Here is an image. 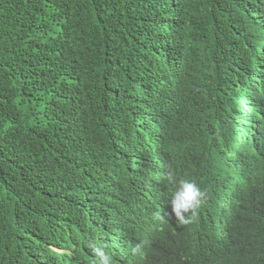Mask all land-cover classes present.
Returning <instances> with one entry per match:
<instances>
[{
    "label": "trees",
    "instance_id": "1",
    "mask_svg": "<svg viewBox=\"0 0 264 264\" xmlns=\"http://www.w3.org/2000/svg\"><path fill=\"white\" fill-rule=\"evenodd\" d=\"M251 43L264 50V0H0V264H34L39 239L54 226L74 237L67 264H94L91 240L115 264H264V147L244 154L242 187L224 188V222L208 197L192 224L171 221L154 240L159 204L141 207L137 190L108 212L95 195L75 202L82 191L67 184L64 168L120 147L122 186L136 184L140 167L164 174L163 150L176 172L190 103L198 116L183 154L218 140L230 151L229 95L262 57L256 48L253 59ZM261 64L255 79L264 92ZM251 138H264V115Z\"/></svg>",
    "mask_w": 264,
    "mask_h": 264
},
{
    "label": "clouds",
    "instance_id": "2",
    "mask_svg": "<svg viewBox=\"0 0 264 264\" xmlns=\"http://www.w3.org/2000/svg\"><path fill=\"white\" fill-rule=\"evenodd\" d=\"M259 34L261 35V33ZM250 45L253 59L256 60L258 57L256 48L261 51L262 57H260V62L250 60L251 72L242 76V82L236 83L232 95H229L230 108L226 113L225 122L226 125H230V151L227 149L225 152L220 148L222 140L216 141L215 145L206 142L199 144L194 155L203 161L202 165L195 163L193 154L188 157L183 154L181 147L191 139L194 129L193 118L198 116L193 114V104L190 103L188 113L191 127L187 126L183 133H177L176 172L170 167L171 163L167 159V153L163 150L168 164V170L164 174L140 167L134 174L137 179L136 184L122 186L120 180L124 173V165L119 160L118 155H122L124 150L118 147L115 154L104 158H96L91 162L80 165H64L67 184L82 191L75 202L86 194L95 195L104 200L106 212H108L109 208L122 199L125 192L137 190L139 191L137 200L141 207L150 209L153 205L159 204V208L154 214L156 222L152 230V240L156 239L171 221L179 227L192 224L199 210L206 205L208 197L216 221L224 222V215L229 213L225 199L222 196L224 188L235 193L242 187L247 173L246 163L243 159L244 154L248 152L250 156L257 157L261 155L264 147V138L256 145H253L251 141V133L264 115V92L261 91L260 83L255 79L260 74V71L256 70V66L257 69L262 67L264 50L253 43ZM208 76L205 85L211 84L209 72ZM199 86L201 87V85ZM203 88L201 87V89ZM83 107L78 108L68 118L70 119L74 115L81 116ZM241 112L243 116L240 114ZM208 119L209 116L204 122H209ZM239 119L245 120L247 124L240 125L238 123ZM208 124L210 125V123ZM238 127H243V130L240 131ZM213 136L218 137V135ZM199 172L202 174V179ZM166 184H169L171 189L169 192L163 193L162 189ZM67 203L71 204L73 202L67 201ZM108 227L109 220L103 224V239L108 234ZM129 242L131 246L133 239H130ZM36 246L37 253L34 264H38L39 256L51 261L49 264H67L72 261L76 249L73 235L64 226L51 228L48 233L39 239ZM88 247L95 257L94 264H115L113 254L106 245L91 240L88 242ZM131 251L133 254L139 253L141 245H135Z\"/></svg>",
    "mask_w": 264,
    "mask_h": 264
},
{
    "label": "rangeland",
    "instance_id": "3",
    "mask_svg": "<svg viewBox=\"0 0 264 264\" xmlns=\"http://www.w3.org/2000/svg\"><path fill=\"white\" fill-rule=\"evenodd\" d=\"M172 52H174V49H172Z\"/></svg>",
    "mask_w": 264,
    "mask_h": 264
}]
</instances>
